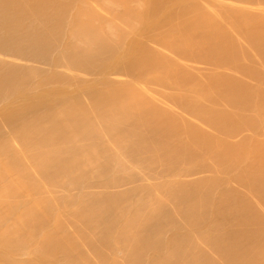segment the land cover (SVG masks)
I'll return each instance as SVG.
<instances>
[{"label":"bare ground","instance_id":"6f19581e","mask_svg":"<svg viewBox=\"0 0 264 264\" xmlns=\"http://www.w3.org/2000/svg\"><path fill=\"white\" fill-rule=\"evenodd\" d=\"M0 264H264V0H0Z\"/></svg>","mask_w":264,"mask_h":264}]
</instances>
